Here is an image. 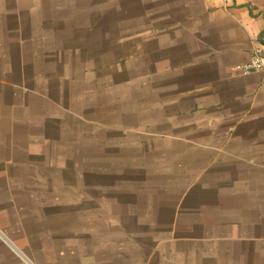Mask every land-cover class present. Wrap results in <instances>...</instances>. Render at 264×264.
I'll use <instances>...</instances> for the list:
<instances>
[{
    "label": "crops",
    "instance_id": "obj_1",
    "mask_svg": "<svg viewBox=\"0 0 264 264\" xmlns=\"http://www.w3.org/2000/svg\"><path fill=\"white\" fill-rule=\"evenodd\" d=\"M255 46L264 0H0V264H264V83L237 70ZM136 90L210 181L126 261L72 178Z\"/></svg>",
    "mask_w": 264,
    "mask_h": 264
},
{
    "label": "rangeland",
    "instance_id": "obj_2",
    "mask_svg": "<svg viewBox=\"0 0 264 264\" xmlns=\"http://www.w3.org/2000/svg\"><path fill=\"white\" fill-rule=\"evenodd\" d=\"M136 91L138 96L132 94V105L122 106L126 114H122L125 120L122 118L121 132L109 131L114 126L105 123L108 131L104 150L99 151V158L84 157L80 173L77 171L76 175L74 170L72 178L74 195L82 194L83 199H89L84 206L90 215L98 211L99 228L101 223L104 225L106 257L113 254L115 247L114 252L121 249L119 253L126 261L136 256V249L141 247L150 253L144 246L156 245L158 239L144 238L146 235L167 236L160 225L170 222L173 212L168 204H173L172 198L183 185L187 186L188 181H210L208 175L202 179L196 177L201 163H207L209 157L201 159L200 155L185 151L193 141L178 138L184 133L182 123H173L170 126L173 134L162 137L160 145V132L165 127L161 129L160 107L153 106L145 113L148 98L145 91ZM215 175L218 181L219 174ZM94 218L90 216V225L96 223ZM144 239L148 240L143 242ZM151 264H156L155 260Z\"/></svg>",
    "mask_w": 264,
    "mask_h": 264
},
{
    "label": "built area",
    "instance_id": "obj_3",
    "mask_svg": "<svg viewBox=\"0 0 264 264\" xmlns=\"http://www.w3.org/2000/svg\"><path fill=\"white\" fill-rule=\"evenodd\" d=\"M238 71L248 74L252 72L260 73L262 75V82L264 83V52L263 50L255 46L252 49L249 61L238 67Z\"/></svg>",
    "mask_w": 264,
    "mask_h": 264
}]
</instances>
